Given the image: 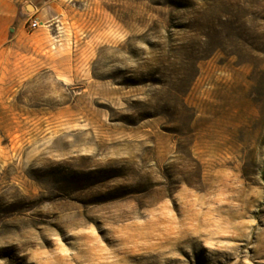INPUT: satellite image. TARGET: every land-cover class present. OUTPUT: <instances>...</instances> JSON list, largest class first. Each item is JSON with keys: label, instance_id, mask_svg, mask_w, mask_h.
I'll use <instances>...</instances> for the list:
<instances>
[{"label": "rangeland", "instance_id": "rangeland-1", "mask_svg": "<svg viewBox=\"0 0 264 264\" xmlns=\"http://www.w3.org/2000/svg\"><path fill=\"white\" fill-rule=\"evenodd\" d=\"M37 1L0 30V264H264V0Z\"/></svg>", "mask_w": 264, "mask_h": 264}, {"label": "crops", "instance_id": "crops-1", "mask_svg": "<svg viewBox=\"0 0 264 264\" xmlns=\"http://www.w3.org/2000/svg\"><path fill=\"white\" fill-rule=\"evenodd\" d=\"M37 0H0V30L3 33L7 29H11L16 23L21 22L22 14L35 16L41 21L43 15L38 12ZM43 3H46L43 1Z\"/></svg>", "mask_w": 264, "mask_h": 264}, {"label": "built area", "instance_id": "built-area-1", "mask_svg": "<svg viewBox=\"0 0 264 264\" xmlns=\"http://www.w3.org/2000/svg\"><path fill=\"white\" fill-rule=\"evenodd\" d=\"M44 24H45L44 21L39 20L35 16H29L26 19V26L28 30H35L41 26H44Z\"/></svg>", "mask_w": 264, "mask_h": 264}, {"label": "trees", "instance_id": "trees-1", "mask_svg": "<svg viewBox=\"0 0 264 264\" xmlns=\"http://www.w3.org/2000/svg\"><path fill=\"white\" fill-rule=\"evenodd\" d=\"M172 6H174V7H178V6H181V5H180L179 3H172ZM203 37H204L205 39H207L208 42H209V32L204 33V34H203Z\"/></svg>", "mask_w": 264, "mask_h": 264}]
</instances>
